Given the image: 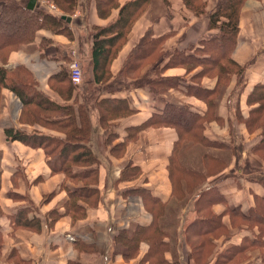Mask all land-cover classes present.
Returning a JSON list of instances; mask_svg holds the SVG:
<instances>
[{
  "label": "crops",
  "instance_id": "obj_1",
  "mask_svg": "<svg viewBox=\"0 0 264 264\" xmlns=\"http://www.w3.org/2000/svg\"><path fill=\"white\" fill-rule=\"evenodd\" d=\"M119 1L121 7L130 0ZM213 2L216 0H208V6ZM37 4L40 6L39 1ZM56 5L59 11L50 13H65ZM208 6L207 10L213 7ZM1 7L0 4V11ZM119 9L114 8L105 16L99 13L97 0H79L67 25L70 34L54 31L50 27L42 28L37 31L35 40L22 44L9 57L6 67H27L41 94L61 107H71L73 113L79 107L85 108L90 132L83 143L100 161L105 157L109 164L102 161L98 165V180L93 185L100 190L98 204L87 207L84 201H80L87 212L74 219L64 207L67 188L83 187L84 182H65V175L53 172L47 164L43 148L7 139L5 128L31 131L35 127L20 122L24 106L22 100L16 93L3 89L0 128V261L3 264H13L15 258L22 259V264H140L147 246L143 244L136 258L132 259L123 255L122 251L114 253L115 237L117 231L153 223L155 211L150 209L156 204L149 206L140 190L159 203L171 202L173 183L169 164L179 139L174 125L145 127L143 124L153 115L162 114L165 109L171 110L172 107L168 106L172 105L187 106L184 108L204 115L211 108L206 102V94H210L208 91H216V107L211 108L215 117L204 124L202 135L210 141L228 142L236 147V153H230L228 157V165L221 172L211 175L203 186L205 189H217L224 198L213 204L211 209L222 214L225 210L239 208L243 214H248L255 202L251 188L259 189V185L249 177L264 176V148L263 152L254 151L255 147L264 143V109L259 107L264 101L257 97L264 93V0H246L240 10V29L231 59L243 68L242 73L236 72L238 69L235 68L226 76L216 68L202 65L192 71H187L183 64L171 66L165 69L163 75L181 77L193 92L169 87L164 95L155 94L148 86L133 84L145 74L147 63L133 74L121 75L128 57L140 41L149 32L156 39L170 34L164 49L177 48L191 55L196 48H202V42L213 37L217 30H210L207 14L189 16L186 21L187 15L179 6L172 9L165 0H149L134 20L127 41L112 60L109 74L96 80L92 68L91 32L95 27L115 21ZM74 58L80 60L84 69L82 85H70L65 80L66 76L62 81L56 79L59 76L64 78L61 71L69 68L68 63ZM224 60L220 58V64L225 66L228 63ZM109 99L113 103L127 101L135 110L111 115L107 121L101 122L99 107H102V100ZM68 111L72 113V110ZM42 130L57 134L46 127ZM117 144H124L120 155L113 151V146ZM186 146L183 158H188V154L194 151V160L201 164L198 168L205 171L206 166L201 159V148L205 147L201 144ZM212 150L218 156H225L222 148ZM246 165L251 167L252 173L245 171ZM131 166L139 170V176L121 180ZM82 170L75 168L76 172ZM63 184L66 188L62 187ZM56 189L58 191L45 200V196ZM198 197L199 194L191 198L179 212L182 220L176 254L171 249L172 244L170 246L173 236L168 234L164 238L168 246L164 256L170 262L176 255L180 264H195L191 263L193 250L186 240L185 231L188 222L195 216ZM21 209L27 210V219L40 222L38 228L15 224L11 216ZM53 210H58L59 216L51 222L50 213ZM222 220L230 237L226 242L222 238H211L217 244L218 253L229 246L241 244L246 236L253 235L248 227L235 226L232 223L235 217L231 218L230 213L224 214ZM254 229L257 230V227ZM13 252L15 254L11 256ZM215 261L216 258H212L206 263L196 264H215Z\"/></svg>",
  "mask_w": 264,
  "mask_h": 264
},
{
  "label": "trees",
  "instance_id": "obj_2",
  "mask_svg": "<svg viewBox=\"0 0 264 264\" xmlns=\"http://www.w3.org/2000/svg\"><path fill=\"white\" fill-rule=\"evenodd\" d=\"M29 1L0 0V3H2L0 11V100L3 89L16 93L24 104L20 122L35 127L31 131L8 127L5 128V133L8 140H19L32 147L43 148L48 158L47 164L53 172L63 173L65 179L70 178L84 182L83 187L67 188L69 197L64 201L66 213L76 219L86 215L87 212L86 207L81 205L80 201L93 196L96 203L92 206H96L100 200V190L93 187L96 180H92L93 184L89 182L91 176L99 172L100 160L91 148L83 143L88 139L90 132L85 108L79 107L76 113L75 111L73 113L71 107L59 106L46 95L41 94L38 87L35 86L32 73L27 67L18 66L9 69L6 64L11 53L19 49L22 44L35 40L37 31L42 28L50 27L54 31L70 34L67 27L69 21L63 16L71 17L70 15L78 6L79 0H54L66 13L61 15L50 13L39 4L34 9H29ZM148 2L149 0H130L119 7V0H97L99 13L105 16L114 8L120 9L115 21L106 26L95 27L91 32L93 39L92 68L96 80L103 79L109 74L108 69L112 60L127 41L134 20L141 14ZM165 2L172 9L179 6L180 10L187 14L197 16L207 14L210 30H217V33L210 39L203 41V47L196 48L194 54L187 55L183 51L178 53L179 50L164 49L170 34H165L156 39L149 32L128 57L121 75L133 74L140 66L147 63L148 69L145 74L133 84L148 86L155 94L164 95L169 87H180L186 92H193V89L185 85L181 77H165L163 75L165 69L171 66L183 64L187 71H192L202 65L210 67V69L216 68L220 73L227 74L226 76H229L235 68L238 69L236 72H243V68L231 59V55L240 29V10L246 0H221L211 10H207L208 0H165ZM205 52L208 53L207 56L204 55ZM220 58L225 59L224 61H227L228 64L221 65ZM203 71H206V69ZM61 72H63L64 78L59 76L56 79L62 81L66 76L67 79L65 80L70 85L73 84L71 70L65 68ZM215 92L208 91L210 94L208 96L206 94L208 107H216ZM257 97L264 101V93L258 94ZM113 102L110 99L102 100V107H99L101 122L107 121L111 115L117 116L125 113V111L129 113L135 110L128 105L127 101L117 100L116 103ZM168 107H172L171 110L165 109L162 114L153 115L143 124L145 127L174 125L179 134L169 164L173 183L171 202L159 203L156 198L144 190L139 191L149 206L156 204L150 209L153 212L155 211L153 223L149 226L138 227V230L142 231L150 245L145 261H148L149 264H180L179 256L175 255L172 262L164 256V251L168 248L164 238L169 234L166 229L168 225L165 216H168L170 210L167 209L169 206L175 200H178V210L175 212V217L178 216L174 227V237H171V239L178 242L179 227L182 220L179 212H182V209L191 198L199 194L196 199V215L194 214V218L188 222L185 231V237L193 250L194 259L197 256L198 262H200L199 258L203 253L206 255L210 253L213 247H216L217 244L211 239L212 237L218 240L222 238L221 240L225 242L228 240L230 233L222 217L224 214L230 213L231 218L237 217L240 222L246 223L248 228L252 230L253 235L246 236L241 244L229 246L221 253H217L215 264H235L239 262H242L241 264H264V176L254 175L249 177L250 180L259 185V189L251 188L255 202L248 214H243L239 208L225 210L222 214L215 213L211 206L224 198L217 189H205L204 185H201L209 176L221 172L228 165V159L225 156H218V153L212 149L215 147L222 148L232 155V153H236V147L233 148L232 144H228V142L210 141L202 135L204 124L215 117V112L211 108L209 112L201 115L184 108L187 106L172 105ZM259 107L264 109V103L263 105L260 104ZM68 110H72V113ZM43 127L56 131L57 134L44 132ZM191 140L195 142L192 143ZM195 144H201L205 147L201 148L203 151L201 159L203 165L206 166L205 171H197L191 166L181 165L180 158H182L181 155L187 148L186 145ZM123 148L124 144H117L113 146V151L120 155L124 151ZM263 148L264 143H260L254 148V151L263 152ZM77 167L83 168V170L76 172L75 168ZM245 171L252 173L249 165L245 166ZM139 174V170L131 166L127 173L125 171V175L122 176L121 180L132 179L139 176ZM62 187L64 188L65 185L63 184ZM56 191L58 189L51 195H46L45 200L51 198ZM26 216L27 210L21 209L13 214L11 218L15 221V224L17 222V226L38 228L40 222L37 219L29 220ZM58 216L59 211L53 210L50 213L51 222ZM232 223H234V220H232ZM255 227H257V230L254 229ZM126 236H128V233L123 230L117 236V240L121 237H123L122 240H132ZM138 236L136 230L135 237ZM171 244L172 242H170V246ZM13 254L15 253H11V256ZM22 263V259L18 258H15L13 262V264Z\"/></svg>",
  "mask_w": 264,
  "mask_h": 264
},
{
  "label": "rangeland",
  "instance_id": "obj_3",
  "mask_svg": "<svg viewBox=\"0 0 264 264\" xmlns=\"http://www.w3.org/2000/svg\"><path fill=\"white\" fill-rule=\"evenodd\" d=\"M49 1H51V2H54V1H52V0H49ZM221 0H219V2H220ZM55 3V2H54ZM1 5H2V3H0ZM56 4V3H55ZM214 4V5H213ZM216 4H218V0H216V2H213L212 4H210L208 7L210 8V7H214ZM212 7V8H213ZM211 8V9H212ZM184 12V11H183ZM185 13V12H184ZM63 14H66V13H63ZM184 15H187L186 16V21L187 20H189V16H196V15H194V14H184ZM67 16V15H66ZM15 31H17V29H15ZM174 44H176V45H178V43H176V42H174ZM173 50H177L178 51V49L176 48V49H173ZM180 51L181 50H179V52L178 53H180ZM70 63H71V61L68 63V67H69V69H70ZM81 63V62H80ZM84 70V69H83ZM21 99V98H20ZM0 103H1V106H2V103H3V96H1V100H0ZM1 126H2V120H1ZM104 146V145H103ZM101 149L103 150V148L101 147ZM189 155V157L187 158L186 156L183 158V154L181 155L182 156V158H180V162H181V165L183 166V165H186V166H191L192 165V167H195V169L197 170V171H200V168H198V167H201V164L199 163V161L198 160H194L195 159V155H194V151H192L190 154H188ZM230 156V153L228 152V151H226L225 150V157H226V159H228V157ZM103 160V162L105 163V164H109L108 163V161L105 159V157H103L102 158ZM102 161H100V162H102ZM210 177V176H209ZM208 177V178H209ZM67 180H70V181H74V182H79V181H81V180H79V181H75V180H72V179H70V178H66L65 179V182L67 181ZM90 181V184H93L94 182L92 181V180H96L95 181V183L94 184H96V182H97V180H98V172L95 174V175H92L91 176V178L89 179ZM208 182V180L206 179V180H204L203 181V183H202V185L201 186H203L205 183H207ZM67 194H68V192H67ZM98 196V195H97ZM68 197H69V194H68V196H67V198L66 199H68ZM80 201V200H79ZM178 200H175L170 206H169V208L167 209L169 212H168V216H165L166 217V224L168 225V228H166L167 229V231H168V233L171 235V236H173L174 237V227H175V222H176V217H175V212L178 210V208H177V205H178V202H177ZM84 202L87 204V207H89V205H94L95 203H96V200H95V198H93V196L91 197V198H89V199H86V200H84ZM178 213V212H177ZM216 213V212H215ZM195 215H196V213H195ZM176 216H178V215H176ZM234 225L235 226H238V227H240V228H244V227H248V225L246 224V223H242V222H240L239 221V218H237V217H235V220H234ZM136 230L138 231V237H135V232H136ZM124 231H127V233H128V236H126L127 238H131L132 240H128V239H126V240H122L123 239V237H121L119 240H117V236L119 235V233L121 232V231H117V234H116V237H115V245H114V253H117V252H119V251H122V252H124L123 253V255H127V256H130L132 259H135L136 257V253H139V251L141 250V248H142V246H143V244H145L146 246H147V248H146V250H145V253H144V255L140 258V261H139V263L140 264H149V262L148 261H145V256L147 255V253H148V251H149V248H150V245H149V243H148V241H147V239L144 237V235L142 234V231L141 230H138V228H134V227H130V228H128V229H125ZM227 234V233H226ZM171 242H172V250H174V252H175V254H176V252H177V248H176V246H177V242L175 241V240H173V239H171ZM214 249V250H213ZM217 253H218V251H217V246L214 248H212L211 249V251H210V253H208V254H206V255H204V253L200 256V258H199V261L201 262V263H206L207 261H209L210 259H212V258H216V255H217ZM174 254V255H175ZM138 257H139V255H138ZM191 263H197L198 262V257L197 256H195V259H194V254H193V252H192V257H191ZM197 260V261H196ZM0 263L1 264H3L1 261H0ZM199 263V262H198ZM242 262H239V263H235V264H241Z\"/></svg>",
  "mask_w": 264,
  "mask_h": 264
},
{
  "label": "built area",
  "instance_id": "obj_4",
  "mask_svg": "<svg viewBox=\"0 0 264 264\" xmlns=\"http://www.w3.org/2000/svg\"><path fill=\"white\" fill-rule=\"evenodd\" d=\"M40 5L48 12H58V6L49 0H38ZM71 78L73 83L82 85L84 83V70L78 58H74L70 63ZM1 264V263H0Z\"/></svg>",
  "mask_w": 264,
  "mask_h": 264
},
{
  "label": "water",
  "instance_id": "obj_5",
  "mask_svg": "<svg viewBox=\"0 0 264 264\" xmlns=\"http://www.w3.org/2000/svg\"><path fill=\"white\" fill-rule=\"evenodd\" d=\"M37 0H30L28 4L29 9H34L36 5ZM63 18H66L68 21H71V17L63 16Z\"/></svg>",
  "mask_w": 264,
  "mask_h": 264
}]
</instances>
